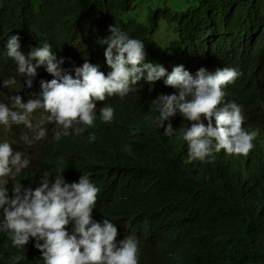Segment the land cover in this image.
Listing matches in <instances>:
<instances>
[{
  "label": "trees",
  "instance_id": "1",
  "mask_svg": "<svg viewBox=\"0 0 264 264\" xmlns=\"http://www.w3.org/2000/svg\"><path fill=\"white\" fill-rule=\"evenodd\" d=\"M168 1L176 8L149 7L143 23L127 16L139 0H0V92L39 98L40 81L54 78L46 65L36 68L35 77L18 74L7 56L11 35L20 37L26 59L47 43L57 59H64L63 69L87 60L107 75V45L100 42L116 24L145 44L143 63L178 60L194 73L201 67L239 72L223 90L225 103L242 106L244 130L250 126L257 132L250 153L231 155L223 165L218 159L229 155L224 150L214 152L211 163H185L186 141L179 137L170 146L147 126L146 111L137 103L149 83L141 80L125 97L113 96L110 123L97 115L89 136L57 141L52 135L17 181L35 186L45 172L54 179L62 171L72 183L87 174L100 189L93 219L112 222L117 242L137 235L142 241L138 264H264V0ZM161 23L176 27L179 37L161 42ZM9 78L16 80L13 93L12 85L4 86ZM67 229L71 234L73 224ZM6 239L0 234V264H44L34 239L25 252ZM17 255L24 258L14 261Z\"/></svg>",
  "mask_w": 264,
  "mask_h": 264
},
{
  "label": "clouds",
  "instance_id": "2",
  "mask_svg": "<svg viewBox=\"0 0 264 264\" xmlns=\"http://www.w3.org/2000/svg\"><path fill=\"white\" fill-rule=\"evenodd\" d=\"M108 31L111 35L100 42L107 45L104 58L111 69L107 75L87 60L82 66L73 69L71 64L70 68L63 69L64 59H57L47 43L33 49L26 59L20 50V37L11 35L6 44L7 56L16 62L18 74L35 77L36 68L46 65V71L54 78L40 81L39 98H24L19 94L6 100L0 98V125L7 131L13 125L30 130L37 128L34 144L26 135L23 139L39 152L50 145L52 135L57 141L61 136L83 133L89 136L88 127L94 125L97 115L110 123L114 118L110 103L113 96L125 97L134 90L133 86L144 80L149 83L148 88L139 99L145 105V118L152 119L146 124L161 139L172 140L173 144L166 142L170 146L176 145L179 137L186 141L188 160L185 163L196 160L211 163L213 153L221 150L229 155L250 153L257 133L244 130L242 106L230 101L225 103L223 90L237 79L239 72L227 67L209 72L201 67L194 73L178 60L170 64L143 63L147 53L141 40L130 38L116 24L109 26ZM30 60L36 64L29 63ZM15 83V78H9L4 86ZM26 83L32 86L31 79ZM40 109L48 115L34 125L32 114ZM46 122L59 125L60 129H53L45 145L37 147L35 143L47 135L43 126ZM2 140L0 137L3 215L0 229L8 233L13 247L25 252L30 238L34 239V247L41 252L44 264H138L142 243L139 237L131 233L117 242L118 229L112 222L93 219L100 189L87 174H81L78 182L67 183L62 171L54 179L45 172L34 190L21 182L12 183L9 197L6 186L30 161L23 158L20 146L12 138ZM70 223L73 224L71 234L67 229ZM23 258L17 255L12 259Z\"/></svg>",
  "mask_w": 264,
  "mask_h": 264
},
{
  "label": "rangeland",
  "instance_id": "3",
  "mask_svg": "<svg viewBox=\"0 0 264 264\" xmlns=\"http://www.w3.org/2000/svg\"><path fill=\"white\" fill-rule=\"evenodd\" d=\"M161 5V9H165V8H169V7H174V9L176 8L173 4L172 1H168V0H139V2L137 3L136 7L134 10L130 11L127 13V16L130 17V18H136L137 20L139 21H142L143 23L146 22V18H145V15L147 13V10L149 9V7H151V9L157 7ZM165 36V33L162 32V34L159 36V37H162L164 38L165 40H167V38L164 37ZM157 34L155 35V40L156 42L158 41L157 40ZM182 65V63H181ZM174 69V68H173ZM172 69V71H173ZM17 90V86L15 85H12L10 87V91L11 93H13V91H16ZM10 95L7 94V93H4V92H0V98L2 99H9ZM9 103L11 104V102L9 101ZM142 103L143 102H139L137 103V106L139 108H143L144 109V106H142ZM48 113H45V112H39L38 110H36L33 114H32V122L34 125L37 124V122L43 120V119H46ZM149 118H146V121H148ZM150 121H152V119H150ZM44 127H46L47 129V135L45 136V138L39 140L37 143H35V146L37 147H42L45 145V143L47 142V140L49 139V136L51 135V131L55 128H57L58 126L54 123H45L43 125ZM18 127V131H15V130H12L10 129L9 131L5 130V133H4V136L6 137H10L13 139V141L18 145V146H21L18 144V142L16 141L15 137L16 135L20 136L23 135V137L26 135L28 137V139L30 141H32L31 144H34L33 143V140H34V133L37 131V128L35 130H30V129H27L25 128L23 125H19L17 126ZM2 137V136H0ZM24 147H25V153H27V157H25V153L23 152V149L21 147V153H22V156L23 158H31V157H34L36 156L39 152L37 149L33 148L30 146V144H28L27 142H25L24 140ZM17 178H15L13 180V182H9V184L6 186L8 188V195L9 197H11L12 195V183H17ZM3 220V217H0V221ZM0 234L5 238L7 237L6 241L8 240L9 236L7 234V232L3 231L2 229H0ZM8 242V241H7Z\"/></svg>",
  "mask_w": 264,
  "mask_h": 264
},
{
  "label": "bare ground",
  "instance_id": "4",
  "mask_svg": "<svg viewBox=\"0 0 264 264\" xmlns=\"http://www.w3.org/2000/svg\"><path fill=\"white\" fill-rule=\"evenodd\" d=\"M169 8L174 9V7H169ZM157 29H159V31L161 32V34H162V32H164V33H165V36H164V37L167 38V40H165L164 38L159 37L158 39H159L161 42H165V43H167V42H170V41L176 40V39L179 37V34H178V32L176 31V27H174V26H172V25H165V24H162V23H161V24L158 25ZM159 84H160V83H159ZM168 90H169V88H167V89L165 90V92L168 91ZM165 92H164V93H165ZM159 93H161V92H159ZM164 93H161V94H164ZM227 94H228V91H227ZM140 101H142V100H140ZM148 122H150V119L148 120ZM171 123H172V122H171ZM57 126H58V128L60 129V126H59V125H57ZM245 126H248V124L246 123L245 118H244V123H243L242 127H245ZM5 129H6V127H5L4 125H0V136L3 137L2 142H4V140L6 139V136H4ZM11 129H12V130H15V131H18V130H19L18 127H17V126H14V125L11 127ZM184 130H185V129H184ZM245 131H247V132H249V133L252 132V131H255V132H256V130H254V128H252V127H250V126H249V128H248L247 130H245ZM182 133H183V130H182ZM256 133H257V132H256ZM15 139H16V141L18 142V144L21 145V147H22V149H23V152L25 153V147H24V139H23V135H21V134H20V136L16 135ZM60 141H62V140H60ZM166 142L169 143V144H173V141H172V140H166ZM27 156H28L27 153H25V157H27ZM230 159H231V155H226L225 158H220V159H218V160H221L219 163L223 165V164L228 163V162L230 161ZM28 160L30 161V163H29V165H30V164L34 161V158H29ZM29 165H28V166H29ZM25 171H26V168L23 169V170H21V172L18 173V174L15 176V178H17L18 176H21L22 174H24ZM10 182H13V180L10 181ZM38 185H39V184H36L35 186H29V187H31V188L34 190Z\"/></svg>",
  "mask_w": 264,
  "mask_h": 264
}]
</instances>
